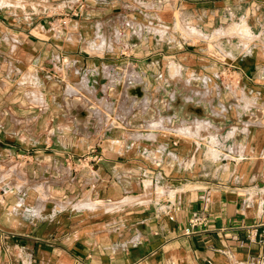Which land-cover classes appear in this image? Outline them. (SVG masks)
Masks as SVG:
<instances>
[{
  "label": "crops",
  "instance_id": "crops-1",
  "mask_svg": "<svg viewBox=\"0 0 264 264\" xmlns=\"http://www.w3.org/2000/svg\"><path fill=\"white\" fill-rule=\"evenodd\" d=\"M0 264H264V0H0Z\"/></svg>",
  "mask_w": 264,
  "mask_h": 264
},
{
  "label": "built area",
  "instance_id": "built-area-1",
  "mask_svg": "<svg viewBox=\"0 0 264 264\" xmlns=\"http://www.w3.org/2000/svg\"><path fill=\"white\" fill-rule=\"evenodd\" d=\"M67 60V59H65ZM95 148L90 149V154L95 152ZM94 160H99L100 156L98 154L93 155ZM207 221L206 217L200 214H194L191 219L189 220L188 227L185 229L186 233H190L194 231L199 225L204 224Z\"/></svg>",
  "mask_w": 264,
  "mask_h": 264
}]
</instances>
